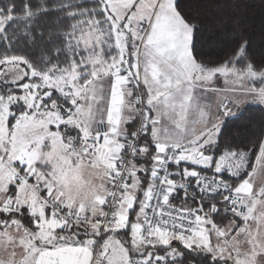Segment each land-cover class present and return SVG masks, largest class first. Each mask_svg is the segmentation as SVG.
<instances>
[{
    "label": "snow or ice",
    "instance_id": "snow-or-ice-1",
    "mask_svg": "<svg viewBox=\"0 0 264 264\" xmlns=\"http://www.w3.org/2000/svg\"><path fill=\"white\" fill-rule=\"evenodd\" d=\"M212 6L0 0V264H264V0Z\"/></svg>",
    "mask_w": 264,
    "mask_h": 264
},
{
    "label": "trees",
    "instance_id": "trees-1",
    "mask_svg": "<svg viewBox=\"0 0 264 264\" xmlns=\"http://www.w3.org/2000/svg\"><path fill=\"white\" fill-rule=\"evenodd\" d=\"M187 4H196L200 3L202 7L200 9H194L195 14L199 15L201 19L205 20V23L208 22V17L217 14V9L212 5L219 0H184ZM252 23L254 28V52L257 54V59L262 51V46H264V41L260 39V28H261V17L259 10H253ZM259 120V111L256 105L247 106V110L243 111L242 116L239 120L235 121V125L238 127H243L249 122H255ZM235 130V129H234Z\"/></svg>",
    "mask_w": 264,
    "mask_h": 264
}]
</instances>
